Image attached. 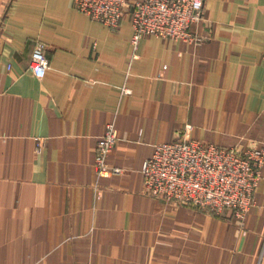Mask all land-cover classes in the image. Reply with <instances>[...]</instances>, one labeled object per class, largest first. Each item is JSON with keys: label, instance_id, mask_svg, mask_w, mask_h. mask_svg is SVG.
Returning <instances> with one entry per match:
<instances>
[{"label": "crops", "instance_id": "1", "mask_svg": "<svg viewBox=\"0 0 264 264\" xmlns=\"http://www.w3.org/2000/svg\"><path fill=\"white\" fill-rule=\"evenodd\" d=\"M129 19L109 30L71 0H0V264H264V163L242 222L141 192L144 160L187 126L264 147V0H204L198 44L133 49ZM109 123L120 171L98 177Z\"/></svg>", "mask_w": 264, "mask_h": 264}, {"label": "built area", "instance_id": "2", "mask_svg": "<svg viewBox=\"0 0 264 264\" xmlns=\"http://www.w3.org/2000/svg\"><path fill=\"white\" fill-rule=\"evenodd\" d=\"M72 5L109 30H117L124 17L130 16L131 39L136 49L141 38L156 36L198 44L192 24L201 18L204 0H71ZM45 46L36 43L29 69L44 77L48 60ZM264 64V52L262 54ZM187 126L180 138L156 144L141 167V192L173 205H189L212 215L232 211L243 218L254 203L261 178L264 147L256 145L222 146L195 139ZM116 127L109 123L96 143L94 167L98 177L118 173L107 156L117 141Z\"/></svg>", "mask_w": 264, "mask_h": 264}, {"label": "rangeland", "instance_id": "3", "mask_svg": "<svg viewBox=\"0 0 264 264\" xmlns=\"http://www.w3.org/2000/svg\"><path fill=\"white\" fill-rule=\"evenodd\" d=\"M257 146V145H256ZM260 147H262V146H260ZM255 205V201H254V203L251 205V206H254ZM251 206H250V208H251ZM250 208H248V210L250 209ZM247 213V212H246ZM244 217H245V215H244ZM244 217L243 218H237L238 220H239V222H242L243 221V219H244Z\"/></svg>", "mask_w": 264, "mask_h": 264}]
</instances>
